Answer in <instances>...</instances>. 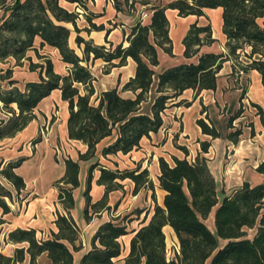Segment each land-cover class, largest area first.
<instances>
[{
  "label": "trees",
  "instance_id": "16d2710c",
  "mask_svg": "<svg viewBox=\"0 0 264 264\" xmlns=\"http://www.w3.org/2000/svg\"><path fill=\"white\" fill-rule=\"evenodd\" d=\"M65 1L86 9L89 0ZM124 2L129 8L134 4L130 0ZM114 3L119 10L122 2L114 0ZM219 7L223 9V32L227 37L229 55L237 57L239 51L244 52L249 46L251 51L245 55L251 62L244 70H257L264 85V24L259 23L264 19V0H174L164 7L154 8L149 23L140 20L127 38V47L123 44L113 47L110 43L109 48L81 36L82 31L90 34L92 29L103 30L104 26L92 23L88 15L91 28L81 30L77 25L79 13L63 7L61 0H0V60L10 57L22 60L29 50L34 49L36 39L40 38L41 47L48 45L57 49L62 61L69 66L67 74H59L55 72L53 62L47 59L45 65L37 66L41 68L40 79L26 83L23 89L12 79L11 72L0 76V80L8 81L6 85L0 81V102L16 113L9 121L0 123V139L25 129L34 119L33 111L39 103L54 90H61L62 99L69 103V138L82 141L88 147L78 161H66L65 174L58 180L59 184L66 186L59 188V200L66 209H72V190L80 185L79 161L95 157L98 145L105 138L117 135L115 141L103 149V155L127 154L139 148L143 137L161 129L162 114L173 98L187 89L199 93L216 88L217 75L229 56L204 54L198 63L181 64L161 73L155 97L148 104L150 109L143 111L144 103L150 98L155 75L153 67L159 64L158 48L173 55L166 10L176 9L180 16L186 17L202 16L204 9ZM68 24L77 33L75 41L83 56L70 46L72 29ZM214 42L210 26L194 24L183 40L184 55L191 58L199 53L202 46ZM129 57L137 63L135 77L121 91L114 88L103 92L98 104H94L92 97L96 78L84 63L102 59L107 63L104 73L108 74L111 68L124 65ZM115 60L119 62L116 64ZM125 91H132L135 98L123 97ZM12 105L17 106L18 113ZM255 107L263 113L260 106ZM239 113L229 119V127ZM198 124L205 134L213 138L221 137L215 126H209L204 119H199ZM241 134L240 130H236L228 137L237 143ZM208 146L202 144L204 152L208 151ZM23 161L10 162L6 168L0 165V175L13 185L18 194L26 187L24 178L15 171ZM159 163L160 187L166 192L163 206L156 204L150 220L144 221L135 232L124 264H264V184L252 186L246 182L230 195L223 191L221 199L217 182L205 158L194 161L174 158L173 165L160 158ZM97 165H92L89 170L85 192V216L88 220L93 213L106 207L109 192L119 187L118 179L133 180L135 192L146 183L152 187L146 169L114 171L102 168L98 182L106 186V193L100 201L92 203L90 189ZM257 171L264 173V161ZM13 198L12 191L0 182L3 214L11 212L7 200ZM214 209L215 231H212L205 221ZM56 223L59 232L47 240L38 238L34 229L18 228L10 232L9 241L25 246L18 247L13 256L0 252V264H21L27 256L29 264H39L38 259L43 255L47 258L43 264H74L73 249L65 241L73 244L79 230L70 216L59 215ZM167 225L174 230L179 241V251L173 258L167 256L164 233ZM256 227V234L249 238L248 231ZM127 234L125 225L113 221L103 224L93 238V249L83 256L81 264H114L122 254L120 238ZM222 241L224 245H221Z\"/></svg>",
  "mask_w": 264,
  "mask_h": 264
},
{
  "label": "crops",
  "instance_id": "0c3cea01",
  "mask_svg": "<svg viewBox=\"0 0 264 264\" xmlns=\"http://www.w3.org/2000/svg\"><path fill=\"white\" fill-rule=\"evenodd\" d=\"M120 1L122 4L119 10L115 6L114 0L87 1L86 9L82 10L83 13L92 18V23L104 26L103 30L92 29L90 34L82 31L91 37L95 44L105 45L108 48L110 43L113 44V47L119 44L127 47L129 45L127 38L132 28L140 20L143 23H149L154 8L164 7L174 0H134L136 7L147 9L145 10L146 16L141 19L136 14H132V9L125 4L124 0ZM61 5L71 12L81 11V7L77 3L61 0ZM128 8L131 11H128ZM166 16L169 20V36L173 44V55L158 48L159 64L153 67L155 75L147 104H150L155 97L161 73L181 64L198 63L200 57L208 53L229 56L217 75L216 88L204 89L199 93L194 89H187L180 96L173 98L162 114L163 126L161 129L156 133H151L149 137H143L139 148L127 154L118 152L103 155V149L112 144L117 135L115 133L113 136L105 138L98 145L95 157L79 161L80 185L72 190L74 206L70 210L59 202V189L56 184L65 174L66 161L68 159L78 161L80 154L85 153L88 147L82 141L69 138V103L62 99L61 90H54L35 108L33 111L35 117L25 129L11 137L0 139V142L8 143L5 147H0L2 168L10 162L24 159L21 166L15 170L19 174L24 163L36 159L40 171H44L43 169L48 163L56 171L54 179L49 181L42 182L40 177L34 178L32 188L25 182L26 187L20 193V197L24 201L22 206H18V210L15 211L13 207L11 212L3 214V210L0 208V215L5 220L3 225L7 227L9 233L18 228L34 229L38 238L52 239L54 234L59 232L56 223L58 216H70L74 220L79 234L73 244L65 242L73 249L74 264H81L83 256L93 249V238L99 228L103 224L113 221L127 226L129 232L120 238L122 254L114 263L124 264L135 232L140 229L144 221L150 220L156 204L163 206L166 192L161 189L159 182L160 158H164L170 165L174 164V158H187L189 161L205 158L217 182L221 199L224 196L223 191L226 192V195H230L246 182L252 186L264 184V173L257 171L259 165L264 161V85L261 74L255 69L244 70L251 62V60H244V52L239 51L237 57L229 55V49L226 46L227 37L223 32V9L221 7L204 9L202 16L189 15L186 17L180 16L176 9H167ZM194 24L199 27L210 26L215 42L202 46L197 55L186 58L183 40ZM68 26L70 27L71 24ZM85 28H91L89 21ZM40 43L41 39L37 38L32 52L43 55L40 52L41 48L53 49L56 57L55 60H52L55 72L67 74L69 66L62 61L59 51L48 45L41 47ZM26 57L31 56L27 53ZM37 59L33 62L45 65V62H40L41 59L51 60L53 58L40 56ZM118 62L119 60L114 61L116 64ZM106 66L107 63L102 59L91 60L90 63L89 68L96 78L94 81L95 94L92 97V102L96 105L103 92L114 88L121 91L123 86L135 77L137 69V63L131 57L124 65L111 68L108 74L104 73ZM40 74V67L26 69L25 77L13 79L18 82V87L21 84L25 87L28 82L38 81ZM43 75L45 74L43 73ZM122 96L135 98L132 91H125ZM255 105L260 106L263 113H260ZM238 112H240L239 116L229 127V119ZM199 119H204L209 126L214 125L221 137L213 138L211 135L205 134L198 124ZM47 121L51 123L48 137L44 136L42 140L38 141L39 143L35 145L36 148H22L24 141L29 140V132L33 131L37 135L40 124H45ZM236 130H240L242 134L237 143H234L228 135ZM203 143L209 144L207 152L203 151ZM42 147L49 149L42 150ZM102 161L108 163L102 164ZM94 164L98 165L93 171L90 189L92 203L100 201L106 193V186L98 182L102 168L114 171L137 170L139 168L140 171H143L146 169L149 172L152 187L146 183L135 192L136 184L133 180L130 178L118 179L116 182L119 187L109 192L106 207L93 214L91 211L92 215L88 220L85 216L87 206L85 192L89 170ZM39 183H42L40 187ZM154 195L156 199H154ZM139 210H142L140 214ZM215 211L216 209L209 215L212 220L215 219ZM164 233L166 237L176 242L177 246L175 247L178 252L179 242L174 230L167 225L164 227ZM11 246L14 249L8 256H13L15 249L25 246V244L15 246L12 243ZM44 257L46 256L43 255L40 258ZM29 259L27 256V260Z\"/></svg>",
  "mask_w": 264,
  "mask_h": 264
},
{
  "label": "rangeland",
  "instance_id": "374dc122",
  "mask_svg": "<svg viewBox=\"0 0 264 264\" xmlns=\"http://www.w3.org/2000/svg\"><path fill=\"white\" fill-rule=\"evenodd\" d=\"M137 1H139V0H137ZM130 9H132V14H136L139 19H141L143 17V15L146 14L145 10H147V9H139V7H136L135 4H133L132 7H130ZM130 9L128 8V11H131ZM80 10L81 11H76L79 13V18L77 19V25L81 30H83V29H85V27L88 26V21H87L88 15L83 13L82 8ZM88 14H91V13L88 12ZM259 23L261 25H263L264 19H261L259 21ZM70 28L72 29V33H71V36L69 39L70 46L72 48H74L80 56H83L81 48H79L75 42V39L77 37V33L74 31V27L72 25L70 26ZM81 35H83L84 38H86L87 40L92 39L91 37H88V35L86 33H82ZM94 43H95V41H94ZM40 50H41L40 51L41 54H43V55H39L38 52H32V50H29L30 52L28 51L27 53L31 57H25V59L22 61L21 60L18 61L13 57L7 58L5 60H0V76L3 74H6V72H11L12 79L15 77L16 78H22V76L23 77L26 76V75H24L26 69L37 68V66L40 65L39 63H34L35 61L38 60L37 58H39L40 56H42V57L50 56L53 58V59H51V61L56 59V57L53 53V49L47 47L46 49L41 48ZM250 51H251V48L249 46H246L244 49V60H247V61L249 60V59H247L245 54H247ZM40 62H46V61H45V59L44 60L41 59ZM90 63H91V61H89L87 63L85 62L84 65H87L88 67H90ZM92 65H94V64H92ZM24 66L26 68H23ZM104 71H105V68H104ZM0 81L2 82L1 83L2 85H6L8 82L7 80H3V81L0 80ZM20 87L23 89L24 86L21 84ZM4 88H6V87H4ZM14 106L12 105V108H14V110L18 113L17 106L16 107H14ZM143 106H144L143 111H149L150 107L147 103H144ZM15 114L16 113H14L11 109L5 107L3 105V103L0 102V123L9 121L11 118H13L15 116ZM50 125H51V123L48 121L45 122V124H40L39 132L37 133V135H35L36 133H34L33 131L29 132V134H30L29 140L27 139L24 141V143L22 144V148H24V147L27 149L28 148H31V149L36 148L35 145H36V143H39L38 141L42 140V138H44V136L48 137L49 128L51 127ZM7 144H8L7 142L2 141V142H0V147H5ZM48 149L49 148L44 149L42 147V150H48ZM54 159H55V157H54ZM110 162L113 163V161H110ZM105 163H108V162L102 161V164H105ZM3 168H6V166H4ZM43 170L44 171H42V170L40 171L38 161H36V159H32L31 161H28V162L23 164V166L20 168L19 174H20V176H22L24 178L25 182H27L29 184V186L32 188L33 187V179L36 177H40V180L42 182L49 181L50 179H54V177L56 175V171H55L53 166H50V164L48 163L46 168ZM0 182L3 184V186L10 189L13 193V196H14L13 200H9V199L7 200L9 206L11 208L14 207L15 211L18 210V206L19 205L22 206L24 200L20 197V194L17 193V191L15 190L13 185L10 184L1 175H0ZM39 184H40L39 185V187H40L42 183H39ZM56 186L59 189L60 187H64L65 185L59 184L57 182ZM59 202L61 203L60 200H59ZM262 215H264V210L262 211ZM2 217L3 216L0 215V252L5 254V255H8L11 252V250L14 249V247L11 246L12 242L8 240L9 232H8L7 227L5 225H3L5 223V220H3ZM211 222H212V226L210 225ZM206 223L208 224L209 227H211L212 231L215 230V219L212 220L210 217H208V219L206 220ZM212 227H213V229H212ZM256 232H257V227L254 229H250L248 231V237L252 238L256 234ZM166 244H167V256L169 258H173L177 252V249L175 247V246H177L176 242H173L169 237H166ZM224 244H225V242L222 241L221 245H224ZM15 246H17V244H15ZM46 261H47L46 257H44V258L39 257V259H38L39 264H43ZM21 264H29V260L26 259L25 262H23Z\"/></svg>",
  "mask_w": 264,
  "mask_h": 264
},
{
  "label": "bare ground",
  "instance_id": "6f19581e",
  "mask_svg": "<svg viewBox=\"0 0 264 264\" xmlns=\"http://www.w3.org/2000/svg\"><path fill=\"white\" fill-rule=\"evenodd\" d=\"M207 224V223H206ZM208 225V224H207ZM211 226H212V222H211V224H210ZM211 228V227H210ZM212 229H213V227H212Z\"/></svg>",
  "mask_w": 264,
  "mask_h": 264
},
{
  "label": "built area",
  "instance_id": "2783aa9c",
  "mask_svg": "<svg viewBox=\"0 0 264 264\" xmlns=\"http://www.w3.org/2000/svg\"><path fill=\"white\" fill-rule=\"evenodd\" d=\"M146 16V14L143 15V17Z\"/></svg>",
  "mask_w": 264,
  "mask_h": 264
}]
</instances>
